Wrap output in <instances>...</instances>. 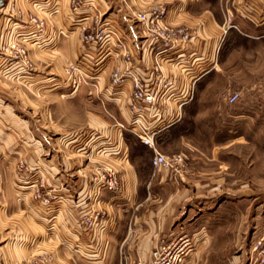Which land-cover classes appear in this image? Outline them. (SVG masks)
<instances>
[{
  "label": "crops",
  "instance_id": "crops-1",
  "mask_svg": "<svg viewBox=\"0 0 264 264\" xmlns=\"http://www.w3.org/2000/svg\"><path fill=\"white\" fill-rule=\"evenodd\" d=\"M14 1L0 5V44L10 40L16 27L11 23L12 7L44 17L47 28L35 44L27 45L35 63L33 73L10 67L0 52V255L5 253L0 264H29L41 253H51L55 264H148L151 252L163 241L181 235L193 241L192 252L212 250L205 221L212 220L220 206L206 205L232 194L228 187L233 190L235 184L250 188L241 162L226 158V147L215 145L231 141L234 146L243 137L216 134L214 126L225 119L214 121L201 110L207 102L200 99L194 102L198 110L191 113L193 98H184L208 90L206 78L218 66L226 29L242 25L231 24L235 14L264 27V0H86L88 5L77 14L72 13L70 0ZM155 6L166 8L167 24L187 27L195 37L187 48L163 55L164 81L159 86L151 74L153 58L141 25L133 18L134 12ZM95 19L123 40L136 72L158 92V119L153 111L146 113L156 131L153 149L128 129L130 85L110 89V72L125 65L122 49L114 44L99 54L96 47L81 42L82 31L91 30ZM84 55L93 60L87 84L75 93L48 86L59 68ZM167 79L173 81L170 89L163 88ZM80 93L89 97L90 112L79 118L78 126L66 130L61 125L68 118L65 113L51 112L59 104L66 108L67 99L74 103ZM127 135L137 139L145 155L137 154ZM154 151L167 157L181 154L182 169L154 170ZM18 161L31 174H17ZM108 170L117 173L120 190L96 194V184ZM34 184L58 200L49 208L41 206L32 196ZM233 202L240 204L239 199ZM88 212L100 215L93 237L80 225L82 214Z\"/></svg>",
  "mask_w": 264,
  "mask_h": 264
},
{
  "label": "rangeland",
  "instance_id": "rangeland-1",
  "mask_svg": "<svg viewBox=\"0 0 264 264\" xmlns=\"http://www.w3.org/2000/svg\"><path fill=\"white\" fill-rule=\"evenodd\" d=\"M9 2L10 0H4L3 4ZM17 2L22 4L23 0L14 1V3ZM235 15L231 24L235 25L240 21L242 25L238 24V28L226 29L217 60L218 66H214V70L206 78L208 90L202 94L197 90L192 98L193 103L198 99L207 102L201 110L208 116L211 114L214 121L220 122L221 117L225 119V123L213 125L218 129L216 134L243 137L234 142V146L230 145L231 141L215 146L226 147L228 152L226 158H235L241 162L243 165L241 171H247L249 174L250 188L243 190L235 184L233 190L231 186L228 187V193L234 194V197L226 193L223 196L224 199L219 198L217 201L214 200L213 204L206 205L210 209L220 206L219 213L212 220L205 221L208 226L204 231L208 232L209 237L206 238L205 235V238L209 243V250H212L190 252L184 264H245V253L249 250L251 243L264 234V27H257L251 21L240 18L238 14ZM63 67L59 68L55 74H62ZM233 91H238L240 98L235 105L229 106L225 98ZM33 99L37 98L33 96ZM88 103L89 97L86 93H80L74 103L72 98L67 99L66 108H59L64 105L59 104L61 106L51 113H56L52 114L56 116L57 113L61 115L64 112L68 118L61 125L64 129L70 130L78 126L79 118L83 120L90 112ZM195 104L191 113H196L198 110ZM36 110H34V118ZM218 111H221V115L217 114ZM238 116L240 117L237 118ZM197 131L202 137L206 135L201 124H198ZM127 138L137 154H146L137 144L135 137L127 135ZM189 138L193 140L192 137ZM229 145L230 148H228ZM233 147L235 150H232ZM24 165L26 164L23 161L17 162V174L25 173ZM227 168L228 165H226ZM3 171V175L8 176L7 170ZM233 199H239L240 204L232 203ZM201 242L205 243V241ZM215 248L217 250H213ZM4 254L0 255V260ZM242 254L244 256L240 257Z\"/></svg>",
  "mask_w": 264,
  "mask_h": 264
},
{
  "label": "built area",
  "instance_id": "built-area-1",
  "mask_svg": "<svg viewBox=\"0 0 264 264\" xmlns=\"http://www.w3.org/2000/svg\"><path fill=\"white\" fill-rule=\"evenodd\" d=\"M88 3L80 0L71 1V11L73 14L79 13ZM12 25L10 31V40L0 44V52L5 54L9 66H15L21 69L23 73L31 74L35 71V63L31 57L28 44H35L37 38L46 32V19L39 16L35 12H25L19 8L12 7ZM48 15L47 12H42ZM167 10L164 6L151 7L145 11L133 13L134 20L141 25L143 38L147 44V49L153 58L151 74L156 84L164 81L162 76L163 55L170 51L182 50L190 46L194 41V35L190 29L184 26H173L166 23ZM25 17V21H24ZM11 20V19H10ZM9 20V21H10ZM95 26L91 30H84L81 34V42L87 48L96 47L99 54L110 49L114 44L119 45L123 51L125 58L124 67L115 66L109 75V85L112 91L119 90L125 85H130L131 92L128 98L127 106L131 115V121L128 129L134 133L140 142L145 146L154 148V137L156 131L147 123V112L153 111V118L158 119L159 111L156 109V100L158 96L157 90H150L146 79L136 72L132 56L125 49L123 40L120 39L116 32L109 27L103 25L101 20L95 19ZM18 28L14 32V29ZM31 35V36H30ZM25 37V38H24ZM30 39H29V38ZM29 39L28 41H25ZM92 57L84 55L79 59L67 63L62 68V74L52 76V80L48 83L52 88H67L70 93H75L81 86L88 83L90 77L91 66L93 64ZM173 87V81L167 79L163 83L164 89ZM240 98L238 91L229 93L225 102L227 105H235ZM191 93L187 94L184 100H191ZM184 157L181 154L165 156L154 151L152 159V167L154 170L161 168L178 173L184 165ZM22 166V164H21ZM25 173L31 174L28 166H23ZM39 181L42 179L35 176ZM41 185H32V196L41 206L49 208L55 203L57 196L49 191L41 189ZM109 191L116 193L120 190V182L117 173L108 170L100 177L97 182L95 191ZM100 215L98 213L82 214L80 225L82 232L88 235H94L99 225ZM194 249V243L185 236H177L170 240L163 241L150 254L148 264H184L186 257ZM29 264H55L54 257L51 253H41L30 258ZM120 264H132L127 261ZM133 264H142L135 262ZM245 264H264V234L261 235L251 246L246 254Z\"/></svg>",
  "mask_w": 264,
  "mask_h": 264
},
{
  "label": "water",
  "instance_id": "water-1",
  "mask_svg": "<svg viewBox=\"0 0 264 264\" xmlns=\"http://www.w3.org/2000/svg\"><path fill=\"white\" fill-rule=\"evenodd\" d=\"M3 3H4V0H0V5H3Z\"/></svg>",
  "mask_w": 264,
  "mask_h": 264
}]
</instances>
